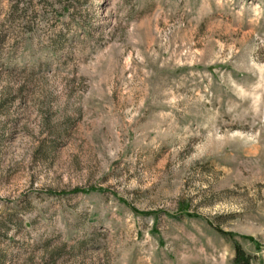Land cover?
<instances>
[{
  "label": "rangeland",
  "instance_id": "374dc122",
  "mask_svg": "<svg viewBox=\"0 0 264 264\" xmlns=\"http://www.w3.org/2000/svg\"><path fill=\"white\" fill-rule=\"evenodd\" d=\"M264 264V0H0V264Z\"/></svg>",
  "mask_w": 264,
  "mask_h": 264
},
{
  "label": "trees",
  "instance_id": "16d2710c",
  "mask_svg": "<svg viewBox=\"0 0 264 264\" xmlns=\"http://www.w3.org/2000/svg\"><path fill=\"white\" fill-rule=\"evenodd\" d=\"M250 256H247L240 247L236 248L235 263L250 264Z\"/></svg>",
  "mask_w": 264,
  "mask_h": 264
}]
</instances>
